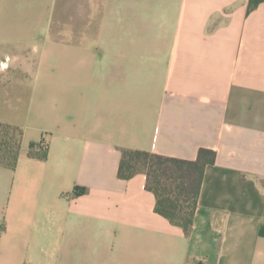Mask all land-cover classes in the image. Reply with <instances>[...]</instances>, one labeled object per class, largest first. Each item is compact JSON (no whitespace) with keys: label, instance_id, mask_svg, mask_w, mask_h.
I'll return each mask as SVG.
<instances>
[{"label":"crops","instance_id":"1","mask_svg":"<svg viewBox=\"0 0 264 264\" xmlns=\"http://www.w3.org/2000/svg\"><path fill=\"white\" fill-rule=\"evenodd\" d=\"M59 1L0 0V264H264V0ZM125 149L215 152L188 236Z\"/></svg>","mask_w":264,"mask_h":264},{"label":"trees","instance_id":"2","mask_svg":"<svg viewBox=\"0 0 264 264\" xmlns=\"http://www.w3.org/2000/svg\"><path fill=\"white\" fill-rule=\"evenodd\" d=\"M22 131L0 123V167L12 170L17 163ZM33 145L30 146V154ZM45 158L43 153L40 156ZM215 152L199 149L194 161L164 157L144 151L123 150L117 177L129 180L138 174L146 178L145 189L155 197L154 211L171 225L180 228L185 236L192 230L205 168L214 164ZM85 189L75 187L74 196Z\"/></svg>","mask_w":264,"mask_h":264},{"label":"rangeland","instance_id":"3","mask_svg":"<svg viewBox=\"0 0 264 264\" xmlns=\"http://www.w3.org/2000/svg\"><path fill=\"white\" fill-rule=\"evenodd\" d=\"M75 8V5L72 3V0H60L59 4L57 6V11H56V17H55V25L57 22L58 15H60L64 12L68 11H73ZM56 27V26H55Z\"/></svg>","mask_w":264,"mask_h":264}]
</instances>
